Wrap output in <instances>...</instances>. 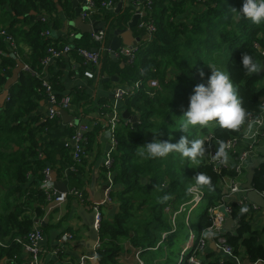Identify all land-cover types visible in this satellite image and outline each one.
Instances as JSON below:
<instances>
[{"label":"trees","instance_id":"16d2710c","mask_svg":"<svg viewBox=\"0 0 264 264\" xmlns=\"http://www.w3.org/2000/svg\"><path fill=\"white\" fill-rule=\"evenodd\" d=\"M92 1L96 13L85 19L104 22L98 28L104 34L100 40H95L92 33L71 37V33L77 30L73 26L61 34L56 33L62 29L63 18L74 17L72 0H0V20L4 23L0 26L14 37L19 54L18 59L8 55L9 46L0 37V50L5 53H0V92L19 61L35 72H43L45 77L44 59L49 55L48 49H61L65 44L70 45L69 53L73 56L78 48L100 49L102 67L99 73H104L107 64L111 63L112 71L108 73H115L124 85L142 79L141 90L126 96L119 108L120 111L127 110L132 115H138L139 122L133 125L121 120L122 125L117 129L118 143L112 151L113 161L108 170L115 173L112 183L120 184L122 188L109 191L110 205L113 201L117 203V209L111 216L104 215L105 204L99 207L100 244L96 254L100 264H121L122 239V242H128L140 251L144 264H175L182 249L180 236L183 232L176 228L162 238L163 232L171 231L164 207L176 210L181 203L188 201L191 186H197L203 192L200 203L203 202L206 208L197 222L195 246L199 237L205 236V231L212 225L209 208L217 205L222 195L223 179L235 176L233 167L223 168L220 173L213 169L208 157L211 148L216 149V142L208 143L204 136L212 134L219 147L239 137L245 127L233 132L210 125L212 128L194 127L184 133L179 130V124L187 110L189 96L197 84L206 83L205 71L210 68L209 65L219 66L221 70L224 66L238 88L243 106L253 113L257 112L264 101V74L245 75L241 59L245 53L251 54L258 62L263 59L254 43L264 50V24L254 25L246 20L234 22L230 9L239 10L243 0H151L149 9L145 8L146 0H140L144 14L133 28H138L140 36L146 34V28L140 25L144 21L151 22L155 31L150 41L142 40L137 46L133 61L121 67L120 63L112 62L106 47L114 30L128 25L134 7L125 5L128 0H123V8L115 13L101 6V2L107 0ZM111 1L116 5L120 0ZM20 44L28 50H23ZM59 59L65 62L63 54ZM121 60H126V57L120 55ZM85 68L87 66L84 65L82 71ZM61 72L60 68L52 72L48 80L58 101L65 95L60 82ZM151 79L158 81V88H148ZM42 80L33 72L21 70L0 112V242L7 244L0 245V264H26L22 242L17 243L13 239L20 237L25 241L37 223L43 231L49 228L42 220L50 200L40 186L45 167L57 169L58 178L70 188L73 186L79 190L85 185L80 176L82 166L72 159L65 141L74 134L78 124L85 123L81 120L91 111H103L106 115L111 112L104 106L109 105L106 99L93 98L85 88L79 87L68 94L69 109L63 108L78 117L79 123L62 127V107L59 103V106L55 104L58 113L52 118L47 116V111L39 110L42 102L50 107ZM102 131V120L95 117L93 125L84 133L85 148ZM181 136L205 141L206 152L198 165H193L178 153L165 159L145 161L136 155L137 147L154 138L162 141L171 139L176 143ZM198 173L211 177V190L207 185L196 184ZM28 174L35 175L37 183L28 185ZM252 187L264 191V164L255 170ZM81 194L82 198L87 195L85 191ZM230 205L237 225L234 230L224 232L226 244L232 247L233 255L238 256L243 264L262 259L264 225L254 227L249 211L241 215L235 203ZM182 225V229L186 227L183 221ZM187 239L188 235L182 243ZM205 240L208 243L207 237ZM157 244L158 247L153 249ZM165 249L167 253H164ZM191 252L189 248L186 256ZM195 255L199 264H236L232 257L221 255L209 247L197 251ZM179 262L190 264L183 258ZM47 264L53 263L48 261Z\"/></svg>","mask_w":264,"mask_h":264},{"label":"built area","instance_id":"2783aa9c","mask_svg":"<svg viewBox=\"0 0 264 264\" xmlns=\"http://www.w3.org/2000/svg\"><path fill=\"white\" fill-rule=\"evenodd\" d=\"M151 0H146V9L150 8ZM81 11H80V17L83 20H86V17H92L93 14L96 13L95 4L92 0H84V2L80 5ZM101 6L105 9H114V3L111 0L103 1L101 2ZM139 18H141L142 11H138ZM141 26L146 28L147 35H152V33L155 31V27L151 22H142L140 24ZM103 30L98 29L96 32L92 33V37L95 40H100L103 38ZM0 37L8 44L9 51L8 55L11 57H14L16 59L19 58L18 54V45L14 39V37L8 33L7 29L0 26ZM254 46L260 51L261 55L263 56L264 61V50L261 49L258 44L254 43ZM70 51V45L65 44L61 49H55L53 47H50L48 49L49 55L44 59V64L47 65L55 59H59L60 55L62 54H68ZM122 55H124L128 62H132L135 58L136 54V48H126L122 49L120 51ZM0 53L4 55L5 53L0 50ZM77 55L82 59V63L87 66L83 70V76L89 79H94V72L91 68L98 67L100 62V53L98 50L90 49V48H78L77 49ZM23 71H30L35 73L38 77L42 78V84L45 87V90L47 91L48 95V101L50 103V107H47V116L49 118L54 117L58 110L55 107V104L59 103L63 108L69 109L70 107V96L68 94H65L64 97H62L59 101L55 97V93L53 89L51 88L48 80L44 77L43 72H35L32 69H30L26 64H24ZM142 86V79L136 80L131 85L126 86H118L113 90V102L110 105H107L106 107L110 108L111 112L106 115L103 111L96 112V117H99V120H102L103 125V131L107 134L108 138L111 142V148L110 151L106 154V158L104 161V165L107 168H110L112 165V151L115 149L117 145V129L121 123L120 115V107L123 99L126 96L133 95L141 90ZM159 84L156 79H151L148 88H158ZM9 99V97L7 98ZM58 105V104H57ZM260 105H264V101ZM59 106V105H58ZM254 115L259 114L258 111L253 113ZM75 117V116H73ZM79 120L78 117H75ZM95 118V117H94ZM68 126L74 125V122H68ZM89 125L86 123H80L74 130V134L68 138L65 141V146L69 148L70 155L72 159L76 162L77 165H81L82 158L85 152V135L84 133L88 131ZM204 140L208 143L212 141H216V149L211 148L208 162L213 165V169L216 170L218 173L221 172L223 168L229 169L233 167V171L235 176L233 178H224L223 179V192L222 195L217 203V205L210 207L209 212L210 216L212 218V225L207 228L212 229L216 232V238L214 239L212 236V239L215 241L217 247H219L224 256L232 257L236 264H243L241 262V259L238 256L233 255V249L232 247L228 246L226 244V239L224 236V227H218V225L221 223V216L220 213H223V219H227L228 217H232V207L231 203H235L240 208L242 206H247L249 209V212H256L259 210V207L250 202L249 199L246 196L247 189L242 188V184L246 181V173H247V166L253 161V159L257 158L259 156L258 149L262 146H264V128H261L259 133L255 136H250L247 127L245 126L241 130V135L239 137L232 138L228 140L224 145L227 146L228 151V163L225 165L218 164L215 159V153L217 149L221 146L219 145V142L213 137L212 134H207L204 136ZM52 169L47 166L42 170L43 173V179L41 182V188L44 189V192L50 199H55L57 202H64L69 194H75L78 195L80 198H82V194L77 191L76 189H67V191L58 192L53 187V184L51 182L50 174ZM112 183V180L109 181L107 188L105 189V193H109L110 191V185ZM254 189V188H253ZM256 190V189H255ZM262 197H264V191H258L256 190ZM189 193L191 194V198L183 202L179 205L177 210H172V207L166 206L164 207V213L168 215L170 223L172 225L171 232L175 231L176 229V220L175 216L178 213H181L185 211L186 206L191 205H197L203 198V192L197 187V186H191L189 188ZM240 194V195H239ZM109 199V197H107ZM110 200V199H109ZM104 203L103 201H97L92 204V210L94 211V219H95V225L97 223L99 224L100 220V205ZM173 223V224H172ZM36 224V226L27 234L25 237V241H23L20 237H15L13 239L14 242L21 243L23 249L26 252V264H42V249H41V240L43 238V232L41 227ZM233 227L237 225V221L233 219ZM166 233L162 234V238H164ZM72 238V235L70 233H64L61 237L62 241H69ZM205 236L202 235L197 240L196 245L194 246L193 241L190 244V249L192 252L188 254L187 256H183L185 246L182 247L180 251V257L183 258V260L187 261L190 264H199L196 252L204 249L205 247H209L207 241L205 240ZM0 245H7L0 242ZM140 251L138 250L137 253ZM179 260V259H178ZM89 256L83 254L78 257V259L75 261L74 264H90ZM178 264L180 262L178 261ZM251 264H264V257L262 259H259Z\"/></svg>","mask_w":264,"mask_h":264},{"label":"crops","instance_id":"0c3cea01","mask_svg":"<svg viewBox=\"0 0 264 264\" xmlns=\"http://www.w3.org/2000/svg\"><path fill=\"white\" fill-rule=\"evenodd\" d=\"M120 1H122L121 8H123V0ZM128 4L134 7L133 15L138 11H142V15L144 14V9L143 6L141 5L140 0H130V2L128 0V2L125 5ZM115 6L116 5H114V8ZM136 8H138L137 11ZM107 10L113 11V9H107ZM186 16L187 14L184 16V18H186ZM74 18L75 16L71 19L63 18L62 29L58 30L56 33L61 34L64 31L69 30L70 26L74 27V25L69 24V22L73 21ZM92 20L94 21L96 29L104 25V22L101 21L100 19L95 21V19L92 18L91 21ZM84 21L90 22V20H84ZM0 24H4V23L0 20ZM125 29H128V25H126V27L122 28L121 30H125ZM131 30H132V38L134 37L133 41H136V39L139 38L137 44L132 46V48H137V46L140 45L142 40L150 41L152 35L143 34L142 36H140L138 34V28L134 29L132 27ZM79 33L80 31L77 28V30H75V33H71V37L73 36L75 38H78L76 37V35H78ZM114 34L115 33H113V35L111 36V38L107 43L106 53L109 56V58L112 60V62L120 63L121 67H123L125 66V64H128V60L126 58V60L120 61V55H122L120 54L121 53L120 51L128 47L121 45V47L116 52V56L114 55L112 56L111 49L109 48V43L111 39L115 37ZM19 46L25 51L28 50L27 47L23 44H20ZM98 51L100 53L99 65L98 67L91 68L95 73L94 79H89L83 76L82 67L84 66V64L82 63V59L77 54L73 56L71 55V53H68L66 57L64 56L65 58L64 63L59 61L60 59L52 60L47 65V67H45V78L49 80L51 77V73L57 71L60 68L62 70L60 75V82L63 86V94H69L70 92L74 91L76 88L82 87L85 88L87 93L93 98H97V97L104 98L107 100L106 103H108L109 105L112 104L113 90L118 86H126V85L119 82L118 76L115 73L113 74L108 73V71H110L112 68L111 63L107 64V69L103 71L104 73H99V69L102 67V62H101L102 52L100 51V49ZM262 61L263 59L260 60V62ZM111 76H116V79H112ZM263 82H264V78L262 79V83ZM147 91L149 93L148 88ZM47 106L46 103L42 102L39 107V110L46 112ZM1 110L2 108H0V112ZM91 112L92 113L88 114L85 118H82L81 120L82 122H85L86 124L90 125V127L93 125L94 117L97 116L96 111H91ZM122 112L123 111H121L120 119L124 120L122 117ZM68 113L71 114L70 111H68ZM65 125H67V123L64 124L62 119V127H65ZM121 125L122 123H120L119 127ZM110 148H111L110 139L108 138L107 134L104 131L98 134L96 139L93 140L92 144L88 143L86 145L85 152L82 158V163L81 165H79L82 166L81 168L83 169L80 176L83 177V182L85 183V185L80 187L79 190L76 189L80 193L82 191H85L87 194L85 198L84 197L80 198L78 195L75 194H69L64 202H57L54 198L48 201L45 207L44 215L42 216L43 217L42 220L44 221L45 225L49 226V228H47L45 231H43L42 229L43 238L40 242L42 249V253H41L42 264H47L48 261L53 264H74L80 255L83 254L87 255V249L90 247V243H89L90 229L92 228L93 225H95V219L93 221L92 218V212H94L92 210V204L94 202L97 201L100 202L104 200V198H101V195L105 194L104 186L108 185L109 181L112 180L113 176L115 175L113 171L108 170V168L104 165L106 154L110 151ZM15 149H17V147H15ZM57 178H58V174H57ZM58 179L64 182L62 179L60 178ZM37 180L38 178L35 175L28 174V181H27L28 185H30L31 183H37ZM64 184L66 185L67 189H75L73 188V186H71L70 188L66 183ZM110 187H111L110 190L112 191L121 190L122 188L120 184H113V183H111ZM109 195L110 194H108V197ZM103 204H105V207L103 209L105 216H111L117 209L116 201L111 202V205L109 202L108 203L110 205L109 207H107L106 203ZM250 213L252 215L251 220L254 227H260L264 225V213L262 212L261 208H259V210L256 212L250 211ZM233 226L231 227L230 230H234L235 227ZM64 233H70L72 235V238L69 241H62L61 237ZM192 241L194 243L193 235L189 237L188 234V239L186 241L187 243L186 242L184 243L190 244ZM99 244L100 242L98 240L96 247H98ZM122 245L123 247L120 254L121 264H133L134 261L133 258H135L136 261L137 258L139 261L140 259L142 260V257L139 255V253L138 256L135 254V251L137 252L138 250L132 247L128 242H122ZM157 247L158 244L153 249H156ZM164 253H167L166 249L164 250ZM126 255H128V257H126ZM163 258L164 257H162L160 261H162ZM142 264H144V260Z\"/></svg>","mask_w":264,"mask_h":264},{"label":"clouds","instance_id":"9594fccd","mask_svg":"<svg viewBox=\"0 0 264 264\" xmlns=\"http://www.w3.org/2000/svg\"><path fill=\"white\" fill-rule=\"evenodd\" d=\"M233 13V20L239 23L246 20L254 25L264 24V0H243L242 7L237 10L230 9ZM241 64L245 75L258 74L264 69V63L258 62L251 54L242 55ZM209 65V64H208ZM211 74L206 83L197 84L189 96V103L183 119L179 124V130L187 133L190 128H206L210 125L230 130L239 131L243 126L247 127L250 136H255L261 128H264V105H260L257 115L243 106V99L238 94V88L231 80L227 71H223L215 65H209ZM203 77L204 73H200ZM154 132V133H158ZM206 152L203 139L190 140L188 136H181L178 142L173 143L171 139H152L151 142L137 147L136 155L141 161L165 159L170 154L178 153L181 157L187 158L193 165L200 163V158ZM215 161L218 164L228 163L227 146L223 143L217 149ZM196 184L209 186L211 190V177L204 173L196 175ZM249 211L247 206L239 209L241 215ZM221 223L218 227H225L226 221L223 213H220ZM205 236H215L212 229L205 231Z\"/></svg>","mask_w":264,"mask_h":264},{"label":"water","instance_id":"95a60500","mask_svg":"<svg viewBox=\"0 0 264 264\" xmlns=\"http://www.w3.org/2000/svg\"><path fill=\"white\" fill-rule=\"evenodd\" d=\"M84 2V0H72V7L74 9V16L75 18L73 21L69 22V24L74 25V27H77L80 31L76 37H80L81 34L83 33H94L97 31L94 21H88L85 22L81 17H80V11H81V4ZM122 7V1H119L113 11L115 13L119 12ZM138 8H136V11ZM139 19V14L138 12L135 13L131 20L128 23V29L125 30H115V37H113L109 43V48L111 49V54L112 56H116L117 50L121 47V45H124L125 47L132 48V46L136 45L137 42L139 41V38L136 39V41H133L132 38V30L131 28L135 26ZM120 37V38H119ZM132 39V41H131ZM63 56H67V54H63ZM264 63V61H262ZM24 68V63L18 62L17 66L13 69L12 75L8 77L3 85V89L0 92V108L3 107L4 103L7 98L9 97V89L10 87L15 84L18 80L19 77V72L23 70ZM259 74H264V69H261V72ZM112 79H116V76H111ZM107 79V78H106ZM61 116L63 119V123L66 124L68 122H74L75 124L79 123V120L77 118L72 117L71 114L68 113L67 110H60ZM122 117L125 121H129L135 125L138 123V115H132L130 114L127 110H123L122 112ZM259 156L247 166V173H246V181L242 184L243 189H247L246 191V196L249 199L250 202L256 204L259 208H261L262 212L264 213V197H262L255 189L252 187V179L255 173V170L262 164H264V146L260 147L258 149ZM51 182L53 184V187L56 189L58 192H64L67 191V187L62 182L57 178V169H52L51 174H50ZM107 188V185L104 186V192L105 189ZM109 193H105L104 195H101V198H104V203H109V199H107ZM94 212H92V218L94 221ZM226 220V225L224 228L225 231L230 230L231 227L233 226V218L228 217ZM98 228L99 224L93 225L92 228L90 229V235H89V243L90 247L87 249V256H89L90 263L91 264H100L97 254H96V244L97 241L99 240L98 236ZM208 240V245L209 248L215 250L217 253L224 255L222 250L217 247L215 241L212 239V236H207Z\"/></svg>","mask_w":264,"mask_h":264},{"label":"rangeland","instance_id":"374dc122","mask_svg":"<svg viewBox=\"0 0 264 264\" xmlns=\"http://www.w3.org/2000/svg\"><path fill=\"white\" fill-rule=\"evenodd\" d=\"M216 67H218L219 68V66H216ZM222 70L224 71H227L226 70V68L224 67V66H222ZM205 73H206V79H205V81H207V78H208V76L211 74V68H209V69H207L206 71H205ZM264 83V82H263ZM211 127V126H210ZM212 128V127H211ZM201 202V201H200ZM198 203L197 205H191V204H189V205H187L186 206V209H185V211H183V212H181V213H178L176 216H175V220H176V228L177 229H179V232H183V234L180 236L181 237V242H180V244H181V248H182V246L184 247L186 244L185 243H182V241H185L186 240V238H187V235L189 234V237L191 236V235H193V237L194 238H197V233H196V227H197V222H198V219H199V217L202 215V213L204 212V210H205V208H206V206H205V204L202 202V203ZM179 207V206H178ZM178 207H177V209H178ZM176 209V210H177ZM172 210H174V209H172ZM175 211V210H174ZM169 218V217H168ZM182 221L184 222V224L186 225V227L185 228H183L182 229ZM173 224V223H172ZM182 229V230H181ZM171 230H172V225H171ZM169 232H171V231H168V232H163V233H166V234H168ZM167 235H165V237H166ZM194 241H195V239H194ZM120 243H122V239L120 240ZM187 243V242H186ZM189 251V248H188V250H187V252ZM178 252V251H177ZM177 252L175 253V257H176V254H177ZM186 252V253H187ZM135 254L138 256V253L135 251ZM186 255V254H185ZM184 255V256H185ZM126 257H128V255H126ZM131 257H132V255H131ZM136 257V256H135ZM137 258V257H136ZM134 259V261H133V264H142V262H143V258H142V260L140 259V261L138 260V258H137V261L135 260V258H133ZM178 261L179 260H177V262H176V264H178Z\"/></svg>","mask_w":264,"mask_h":264},{"label":"bare ground","instance_id":"6f19581e","mask_svg":"<svg viewBox=\"0 0 264 264\" xmlns=\"http://www.w3.org/2000/svg\"><path fill=\"white\" fill-rule=\"evenodd\" d=\"M188 248H190V245H186V246H185V249H184V254H183V256L186 254V252H187ZM181 260H182V257H180V258H179V261H181Z\"/></svg>","mask_w":264,"mask_h":264}]
</instances>
